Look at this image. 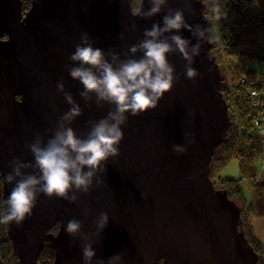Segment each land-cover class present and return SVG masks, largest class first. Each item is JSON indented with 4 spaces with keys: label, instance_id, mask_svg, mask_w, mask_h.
Returning a JSON list of instances; mask_svg holds the SVG:
<instances>
[{
    "label": "water",
    "instance_id": "obj_1",
    "mask_svg": "<svg viewBox=\"0 0 264 264\" xmlns=\"http://www.w3.org/2000/svg\"><path fill=\"white\" fill-rule=\"evenodd\" d=\"M188 3L192 12H185L186 21L208 29L207 5L202 0ZM169 6L183 9L184 0H169ZM148 7V0L141 1L137 12L130 0H32L23 13L22 0H0V175L5 214L4 202L14 186L4 179L10 162L19 158L34 163L26 145L37 132L46 142L49 130L71 107L58 92L61 80L83 109L71 125L79 136L87 133L89 121L106 117L112 108L98 107L95 97L85 103L80 96L83 85L66 70L81 33L88 32L95 47L114 48L125 58L129 46L143 39L144 29L162 24L167 14L165 9L144 19L141 13ZM175 34L193 46L197 43L187 29ZM212 48L210 40L202 41L201 54L192 65L198 71L194 81L186 77L182 55L169 54L179 80L156 109L129 115L122 126L121 154L109 159L103 185L81 193L78 204L40 194L21 224L6 223L18 264H40L46 244L55 251L53 264H83V241L68 235L66 224L77 219L83 221L84 232H95L101 212H107L110 221L93 247L96 259L105 262L126 252L123 264H259L260 256L242 230L241 208L226 190L216 189L211 177L212 158L233 125ZM186 132L193 134V143H187ZM177 144L187 145V151L176 153ZM192 176L195 179H189Z\"/></svg>",
    "mask_w": 264,
    "mask_h": 264
},
{
    "label": "clouds",
    "instance_id": "obj_2",
    "mask_svg": "<svg viewBox=\"0 0 264 264\" xmlns=\"http://www.w3.org/2000/svg\"><path fill=\"white\" fill-rule=\"evenodd\" d=\"M149 7L141 13L144 19H150L167 9L162 24L156 22L151 28H145L143 39L130 45L125 58H121L114 48L95 47V41L88 32H82L80 42L69 56L70 64L66 65L70 77L80 82L83 89L80 96L85 103L112 108L106 117L89 121V130L83 137L79 136L71 126L83 114V109L66 91L61 80L57 89L63 93L64 99L71 107L59 117L51 135L47 137L37 132L33 141L26 145L31 152L34 163L24 162L14 158L9 167L11 171L4 176L8 184L14 185L10 195L4 202L6 214L0 217V223L15 222L21 224L26 216L32 214L40 194L48 198H59L78 204L80 194H89L94 188L105 183L102 174L107 172L110 158L120 156V145L125 138L122 126H126L129 115L138 117L149 109H156L165 93H169L179 80L175 75L176 68L169 61V54L178 52L187 61L186 77L195 80L198 71L192 67L195 57L201 54V43L216 37L206 35L212 30L200 24L190 25L185 18V12H192L188 0H184L183 9H173L169 0H148ZM207 17V16H206ZM208 21V20H207ZM136 30L137 25H131ZM187 29L197 38L193 46L191 40L179 33ZM124 40V33H120ZM138 54H140L138 56ZM56 111V105H52ZM192 133L186 132L188 144L193 143ZM174 151L184 154L187 145H174ZM27 169L33 171L27 173ZM195 179V176L189 177ZM147 199L146 196H143ZM89 210L85 209L87 216ZM110 217L107 212H101L96 219L97 231H83V221L71 219L66 224V232L73 238H80L83 264H123L126 252L104 259H96L97 252L93 245L108 226Z\"/></svg>",
    "mask_w": 264,
    "mask_h": 264
},
{
    "label": "trees",
    "instance_id": "obj_3",
    "mask_svg": "<svg viewBox=\"0 0 264 264\" xmlns=\"http://www.w3.org/2000/svg\"><path fill=\"white\" fill-rule=\"evenodd\" d=\"M202 1L204 3L210 1L214 4V0ZM22 2L23 13H26L31 8L32 0H22ZM139 2L140 0H131L133 12H136ZM257 5L260 9L257 8L256 15L251 21L245 24L241 23L239 18L242 13L250 6ZM217 8L219 12L225 14L223 16L226 20L220 25L223 33V46L221 47L219 44L220 37L217 35L216 38L212 39L213 48L211 54L217 59L222 79L225 80V76H228L226 73L229 68L233 70L237 78L233 84L226 82L222 90L229 107V116L233 125L229 138L217 148L212 158L211 177L216 157L219 160L218 167L220 171L233 159L240 161L242 175L240 179H222L221 177L218 179L223 185L222 190H226L229 198L241 208L242 230L250 245L259 254V264H264V253L253 228V217L264 216V203L260 208L257 207L258 203L264 202V184L259 182L253 184L252 191L255 207L253 205L254 202L248 203V199L245 198L246 194L242 184L247 177H254L253 163L255 155H252L254 160L251 161V156L245 152V142H248V138H251V132L254 133L253 121L255 112L249 101V94L253 90H264V81L260 79V74L256 69L251 68L253 63H264V0H220ZM221 52L224 53L225 59H227L225 60L226 62L220 58L219 54ZM227 66L228 69L226 71ZM3 215H5L3 208V180L0 175V217ZM58 228L59 226L53 228L52 231L57 232ZM0 258V264H18L8 239L6 223H0ZM54 260L55 251L51 245L46 244L39 256V263L53 264Z\"/></svg>",
    "mask_w": 264,
    "mask_h": 264
},
{
    "label": "rangeland",
    "instance_id": "obj_4",
    "mask_svg": "<svg viewBox=\"0 0 264 264\" xmlns=\"http://www.w3.org/2000/svg\"><path fill=\"white\" fill-rule=\"evenodd\" d=\"M141 1L139 2V4H137V9L136 12L139 9V6L141 4ZM220 0H214V4L215 6H213L214 4L211 3L210 1H207L208 3L205 2V4L207 5V27L209 26V29L211 27L210 30L211 33H209L208 35H213V36H219L220 37V41L219 44L221 45V47L223 46L222 44V37H223V33L221 32V24L223 23L220 18V16L225 14L223 12H219L218 10V4H219ZM131 2V0H130ZM133 7V4H131ZM134 5H136V3H134ZM257 8L260 9V7L257 6H250L248 9H246L245 12L242 13L241 17L239 18L240 22L245 24L251 21V19L256 15V11L258 10ZM210 42L212 43V39L210 40ZM213 44V43H212ZM220 58L223 59L224 61L227 60L225 59L224 53L221 52L219 54ZM226 62V61H225ZM259 68L260 71V75H262L264 73V63H253L251 65L257 68L256 66ZM228 69V66L226 67V71ZM228 76H225V80H223V84L225 85V83L227 82L228 84H233L234 81L236 80V75H234L233 70L231 68L228 69L227 73ZM222 78V77H221ZM232 122V120H231ZM251 138L249 139L248 137V142H245V149H246V153L251 156V161L254 160V158L252 159V155H255V161H254V168H253V173L255 175H257V181L260 184H264V137L262 136H257L255 133H252ZM247 141V139H246ZM246 160V159H244ZM247 161V160H246ZM215 164V165H214ZM213 164V168H212V181L215 184L216 189L218 190H222L223 189V185H221L220 180L218 179L219 177H221L222 179H240L242 177L241 175V170H240V161L237 159H233L232 161H230L228 163V165L222 170L220 171L219 166V160L218 157H216L215 161ZM221 172V173H220ZM246 178V177H245ZM220 183V184H219ZM256 182L254 180H252V178L247 177L246 179H244V181L242 182L243 184V190L245 191L246 197L248 199V203H253L254 207H255V201L253 198V184H255ZM264 202L258 203V208H260V206H263ZM256 207V210H257ZM261 211V209H260ZM257 213V211H256ZM253 228H254V233L257 236L258 240H259V245L262 248V252L264 253V216H256L253 217ZM1 260V258H0Z\"/></svg>",
    "mask_w": 264,
    "mask_h": 264
},
{
    "label": "built area",
    "instance_id": "obj_5",
    "mask_svg": "<svg viewBox=\"0 0 264 264\" xmlns=\"http://www.w3.org/2000/svg\"><path fill=\"white\" fill-rule=\"evenodd\" d=\"M222 22H226L224 16H220ZM249 101L254 108L255 119L253 121L254 133L264 137V90H253L249 94Z\"/></svg>",
    "mask_w": 264,
    "mask_h": 264
},
{
    "label": "crops",
    "instance_id": "obj_6",
    "mask_svg": "<svg viewBox=\"0 0 264 264\" xmlns=\"http://www.w3.org/2000/svg\"><path fill=\"white\" fill-rule=\"evenodd\" d=\"M252 68L256 69L258 71V73L260 74V71H259V68L258 67L255 68V67L252 66ZM260 79L264 81V73L262 75H260ZM240 170H241V168H240ZM252 180H254L255 182H258L257 181V175L254 174V177H252Z\"/></svg>",
    "mask_w": 264,
    "mask_h": 264
}]
</instances>
